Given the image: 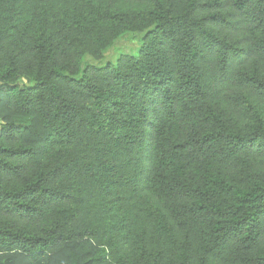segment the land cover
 I'll return each mask as SVG.
<instances>
[{"label": "trees", "instance_id": "1", "mask_svg": "<svg viewBox=\"0 0 264 264\" xmlns=\"http://www.w3.org/2000/svg\"><path fill=\"white\" fill-rule=\"evenodd\" d=\"M0 264H264V0H0Z\"/></svg>", "mask_w": 264, "mask_h": 264}, {"label": "rangeland", "instance_id": "2", "mask_svg": "<svg viewBox=\"0 0 264 264\" xmlns=\"http://www.w3.org/2000/svg\"><path fill=\"white\" fill-rule=\"evenodd\" d=\"M142 35L143 32H124L117 37L111 46L104 50L99 60L86 55L83 57V63L102 66L116 62L124 54L136 55L141 44Z\"/></svg>", "mask_w": 264, "mask_h": 264}, {"label": "water", "instance_id": "3", "mask_svg": "<svg viewBox=\"0 0 264 264\" xmlns=\"http://www.w3.org/2000/svg\"><path fill=\"white\" fill-rule=\"evenodd\" d=\"M25 81V80H24Z\"/></svg>", "mask_w": 264, "mask_h": 264}]
</instances>
